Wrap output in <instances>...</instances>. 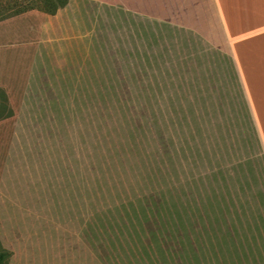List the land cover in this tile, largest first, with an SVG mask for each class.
Returning <instances> with one entry per match:
<instances>
[{
    "label": "rangeland",
    "instance_id": "374dc122",
    "mask_svg": "<svg viewBox=\"0 0 264 264\" xmlns=\"http://www.w3.org/2000/svg\"><path fill=\"white\" fill-rule=\"evenodd\" d=\"M60 1L0 0V21ZM83 2L75 50L45 51L36 83L29 70L0 84L2 264H25L32 239L57 237L125 241L128 262L135 249L165 262L163 249L196 233L186 227L264 222V156L233 72L168 23L114 7L103 20ZM10 94L16 116L4 118ZM33 108L48 113L26 118Z\"/></svg>",
    "mask_w": 264,
    "mask_h": 264
},
{
    "label": "crops",
    "instance_id": "0c3cea01",
    "mask_svg": "<svg viewBox=\"0 0 264 264\" xmlns=\"http://www.w3.org/2000/svg\"><path fill=\"white\" fill-rule=\"evenodd\" d=\"M83 1L69 0L55 14L33 9L0 21V75L5 78L0 84H6L9 79L10 85H19L29 70L28 84H32V80L36 83L41 76L38 69L35 70V64L45 51L59 55L66 54L67 47L75 50L74 45L78 47L82 37V12L91 7L84 6ZM94 1L98 2L94 10L100 8L103 20L114 7L121 8L119 13L127 16L133 14L142 16L141 20L149 18L151 22L168 23L170 27L197 38L202 46L207 47L206 54L215 55L216 64L228 66L235 76L238 97L242 98L264 156V0ZM26 21L30 22L29 25L22 26ZM86 30L88 39H92L90 28ZM25 56H31L33 60L31 69L22 60ZM44 70L48 74L49 69ZM30 90L32 94L28 93L27 101L38 102L40 93ZM18 101L17 96L10 94L9 113L4 118L16 116ZM41 110L33 108L25 117L33 119L48 113L36 112ZM21 117L19 113L16 118ZM6 120H0L1 135L7 134L8 129L3 126ZM185 230L196 233L183 237L186 245L178 241L163 249L162 254L167 258L165 262L160 260V253L155 249H135V260L128 262L130 252L125 241L100 242L74 237L32 239L22 256L25 264H264V222L201 223Z\"/></svg>",
    "mask_w": 264,
    "mask_h": 264
},
{
    "label": "trees",
    "instance_id": "16d2710c",
    "mask_svg": "<svg viewBox=\"0 0 264 264\" xmlns=\"http://www.w3.org/2000/svg\"><path fill=\"white\" fill-rule=\"evenodd\" d=\"M68 1H69V0H61V1H60V4H58V5L55 6L54 8H48V9H46V10H44V11L47 12V13H49V14H55L56 11H57L59 8H63V7H65V6L68 4ZM46 3L49 5L50 0H47ZM50 5H51V4H50ZM50 5H49V6H50ZM5 253H7V254H5ZM5 253L0 254V264H2V262H3V260H4V258H5L6 256H7V257H10V255H11L10 252H5Z\"/></svg>",
    "mask_w": 264,
    "mask_h": 264
}]
</instances>
